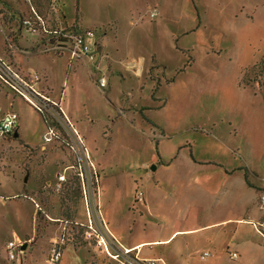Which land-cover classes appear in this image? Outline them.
I'll list each match as a JSON object with an SVG mask.
<instances>
[{
  "label": "rangeland",
  "instance_id": "374dc122",
  "mask_svg": "<svg viewBox=\"0 0 264 264\" xmlns=\"http://www.w3.org/2000/svg\"><path fill=\"white\" fill-rule=\"evenodd\" d=\"M152 7L158 10L155 18L148 14ZM26 15H36L40 20L56 25L55 17L57 21L76 22L91 28L95 37L102 36L107 30L105 42L101 38L99 42L109 55L110 64L101 58L109 88L104 91L95 83L93 85L94 70L91 79L89 75L70 77L69 74L78 68L72 66L75 60H70L66 53L55 62L50 57L42 58L49 66L46 68L51 77L63 74L65 79L68 77L69 82L63 84V95H46L52 100L61 99V105L73 119L65 112L64 115L77 130L87 154L81 155L76 150V140L69 127L53 121L56 135L51 145L57 146L56 157L61 159L56 162L60 170L55 178V154H50L43 164V152L35 147V136L42 129L35 109L14 97L9 90L0 88V115L15 110L23 128L16 139L0 140V264H18V260L6 261L4 251L6 242L16 234L30 242L21 264H96V258L81 257L85 251L74 252L70 248L63 251L57 262L48 261L50 248L62 231L59 224L63 221L70 227L63 231L67 237L65 245L87 242L95 247L90 253L106 257L94 232L101 219L106 224L101 209L113 206L125 209L124 196L121 199L115 197L120 191L127 193L128 183L121 174L118 186L116 176L124 168L131 167L130 162L141 163L155 154L148 149L149 140L153 144L160 143L163 151L172 147L170 159L178 152L189 156V151L195 159L217 157L227 166L236 163L244 168L249 166L247 169L257 174L256 178L251 177L252 182L263 187L264 194V85L254 81L264 83V0H0V59L9 62L14 70L17 64L12 58L13 53L35 54V31H29L21 22ZM87 40L93 42L94 38L88 36ZM96 56L99 57L98 52ZM29 65L19 72L22 76L35 72V66L30 62ZM163 89L167 91V97L162 93ZM153 96L156 101L149 100ZM164 99L166 102L161 104ZM139 101L140 105H134ZM156 103L164 106L159 110L151 108L147 121L138 113L135 117L127 114L153 107ZM106 114L113 118L109 119ZM152 122L164 133L154 129ZM82 129L91 130V135L97 136L102 132L91 143L94 150L85 142V135L79 131ZM97 145L103 149L110 147L107 153H99ZM101 154L110 156L111 166L107 164L106 169L101 166ZM87 160L91 164H86L82 170L93 183L92 203L98 208L93 212L87 208L82 192L88 180L78 175V167ZM29 163L35 166V183L32 185L36 193L39 192V198L35 195L24 198L19 189L25 176L31 179L27 173ZM42 164L43 174H39V180L38 166ZM43 176L48 178L42 179ZM97 176L101 179L99 184ZM98 186L100 192L102 189L105 193L102 204H99ZM164 187L169 190L171 185ZM142 192L138 191L139 194ZM142 201L141 194L137 202L143 204ZM170 203L168 205L172 207ZM218 209L199 205L198 213L202 217L205 212L215 214ZM162 222L165 229L170 227L169 222ZM35 223L44 228L49 225L56 233L46 239L44 256L40 258L32 250L35 236L43 235L39 228L35 235ZM252 223L241 225L234 231V237L240 238L243 228L251 231L250 235H255L254 231L258 233ZM259 224L264 226V222ZM231 225L210 230L212 244L205 243L202 237L178 235L169 245L153 242L152 246L144 247L143 253L156 258H141L132 249L129 254L137 259L154 260L155 264H170L168 258H158L159 255L168 250L180 254L198 249L190 258L172 259L175 264H264V248L251 247V242L238 246L235 241L230 242ZM65 245L60 247L64 249ZM203 249L210 253L205 260L198 256ZM231 251H236V259L230 258ZM119 259L98 258L97 264H127L124 258Z\"/></svg>",
  "mask_w": 264,
  "mask_h": 264
},
{
  "label": "crops",
  "instance_id": "0c3cea01",
  "mask_svg": "<svg viewBox=\"0 0 264 264\" xmlns=\"http://www.w3.org/2000/svg\"><path fill=\"white\" fill-rule=\"evenodd\" d=\"M55 21L58 22V24H51L49 23L50 27L51 25L59 26L60 29L65 27V25H78L76 22H68L66 19H63V21L59 20L57 21L55 17ZM82 25V24H81ZM80 25V26H81ZM85 27V26H83ZM89 28V27H86ZM91 29V28H89ZM99 31V29L97 30ZM100 32V31H99ZM107 31L102 32V36L99 35L98 37H94L93 42L88 41L90 44L95 45V59L93 61H89L87 59H78L75 60V63L73 64V61L71 64H73V67L78 68L79 70H82L83 74L79 73L78 71L72 72L69 74L71 77L83 75L88 76L92 74L93 70H96V68L100 72H104L106 74L105 69L102 67L103 62L101 58H105V61H107V64H110L108 59V54H106L107 51H105V48L100 42L99 39L103 42H105V34ZM97 36V35H96ZM37 37V36H36ZM92 40V39H91ZM37 45L35 47V54L33 53H26V55L22 54L20 55L18 52H15L12 54V58L17 64L16 70L20 72L21 70H24L26 66H30L29 62L35 66L34 70L36 73L39 74V79L35 83V87L37 90L44 94L54 95V97L60 96V94L63 95L64 93V83L69 82L67 79L68 77L66 75H61L60 77L55 75L54 77H51L50 71H48L49 66L44 64L42 61L43 57H50L51 60L54 62L57 58H60L63 56L64 53L67 54L66 51H62L61 54L55 55L54 52L51 51H45L42 52L43 49V43L42 41H38L37 39ZM102 42V43H103ZM45 44V43H44ZM105 45V43H104ZM99 53V57L96 56V53ZM51 53V54H50ZM49 54L51 56H49ZM53 54V55H52ZM55 55V56H54ZM68 55V54H67ZM54 57V58H53ZM35 58V62H34ZM157 60V59H156ZM158 61V60H157ZM48 69H47V68ZM18 68V69H17ZM66 68V66H65ZM81 68V69H80ZM34 72V71H33ZM108 72V70H107ZM31 71L29 72V74ZM63 76V77H62ZM107 77V76H106ZM90 77L89 79H91ZM92 83L94 85L95 81L92 80ZM109 88V82L107 79V87L105 89L108 90ZM53 97V96H52ZM151 101V98L149 99ZM157 99L155 98V101ZM154 101V102H155ZM64 102V97H63ZM141 102L134 103V105H140ZM63 106V112L67 114L71 119H73L70 116L69 111L67 108ZM164 105H158L156 103L153 107H149L148 109L144 110L143 113L146 116L147 119L150 118L149 110L153 108V110H159ZM140 110V109H139ZM36 112V111H35ZM18 113V112H17ZM37 113V112H36ZM135 113L141 114L139 111H131L130 113L127 112V114L131 115L130 117H135ZM2 114V113H1ZM38 114V113H37ZM125 115V114H124ZM41 122L42 129L39 131L37 137L35 136V147L38 148L39 151L43 152V164L47 160V157L50 154H55V158L53 161V164L56 166L55 169H53V177H56L58 169L57 163L60 162L61 159H57L56 152H57V146L51 145L54 143V139L52 142H44L43 141V134L46 130V124L45 121L42 119V117L38 114ZM106 116L111 119L113 117H110L108 114ZM141 116V115H140ZM19 119V114H18ZM19 121V120H18ZM115 121V116H114ZM92 123V120H91ZM152 126H154V129H159V132L164 131L161 129V127H158L156 123L152 122L150 123ZM40 125V124H38ZM91 126L93 124H90ZM127 125V124H126ZM76 126V123H75ZM157 126V127H155ZM78 128V127H76ZM22 126L21 123L18 122L17 126L15 128V132H17V136H19L22 133ZM79 129V128H78ZM83 135H85V139L90 147L93 145L91 143H94L98 137L101 136L102 132L99 136L97 135H91L93 131H84L79 130ZM11 137V136H10ZM13 139H16L14 136L11 137ZM167 138V137H164ZM163 139V138H161ZM160 139V140H161ZM159 140V139H155ZM112 141V137L110 139V143ZM50 143V144H48ZM113 143V142H112ZM151 143V144H150ZM110 145V144H109ZM104 146V145H103ZM46 147L48 148L46 150ZM97 149L100 152H108V148L103 149L100 146H96ZM160 143H154L149 140L148 143V149L149 151H154L155 154L151 155V157L148 160H144L141 163H135L133 162L129 163L128 165L131 167L124 168L119 175L116 176L118 186H120V182L118 181V178L121 177V174H123L124 179L128 183L127 193H121V191L118 193V196L115 197L121 199L122 196H124V206L125 209L121 210L120 207L113 206L112 208L102 207V217L104 221L107 224V227L110 231V233L116 238L117 241L122 243V246L126 248H130L133 251L137 252V255L141 258H156L154 256H149L145 253H143V249L146 246H152L153 242H163V245H169L178 235H183L185 237L192 236V237H202L203 241L207 244H212L213 237L212 232L210 233V230H214L215 228H221V226H227L228 224L231 225V233L229 240L230 242L235 241V246L238 245H249L251 242V247L255 245L256 247L264 248V237H262V234H264V226L259 224V222H264V203H261L260 196L263 194L262 192H258L255 190L252 186H249L245 180V169L247 166L242 167L240 165L232 164L230 166H227L223 163L221 159H218L217 157H209V159H195L192 157L191 153L188 151V155H186L184 152H178L176 155H174L173 158H169L168 155L170 154L172 147H169L168 150L163 151L161 149ZM161 149V150H160ZM92 150H94V147H92ZM96 151V149H95ZM167 152V153H166ZM191 152V151H190ZM67 156V155H66ZM100 158H102L103 154L99 155ZM66 159V157H64ZM57 159V160H56ZM103 160V161H102ZM101 160V166L105 169L108 166H111L110 164V156L105 157L103 156ZM43 164L38 166L40 168V173H38V179L40 180V175L43 174V170L41 169ZM134 165V167H132ZM155 165V168L150 170L152 166ZM62 166V165H61ZM118 167L117 165H114ZM27 173H29L31 179H27V176L24 184L21 185L19 189L23 191L21 194H23L24 198H32V196L35 195L36 198H39V192L36 193L35 189L33 188V183H35V166H33L31 163L27 165ZM250 171V169L248 168ZM48 177L43 176L42 179H45ZM52 178V179H54ZM98 179V176H97ZM101 183V179H98ZM251 183L252 182L250 178ZM172 183V184H171ZM170 184L171 187L169 190L164 187V185ZM175 184H179V186H174ZM173 187V188H172ZM102 188V184H101ZM25 190V191H24ZM99 190V186H98ZM142 191L141 193L143 195V204H139L136 199V195L138 194V191ZM105 193L101 189V192L99 190V204H102L103 197ZM171 202L170 204L172 207H169L168 202ZM120 202L118 201V206ZM199 205H206L208 208L212 207L213 209H218L215 214H210V212H205L202 217L199 216L198 209ZM168 208V209H167ZM179 208H181V212H179ZM124 211L125 213H123ZM238 211L240 213H238ZM249 215V216H247ZM146 216L148 218H146ZM154 219V220H153ZM162 220H165V222H169L168 225L170 227H167L165 229L164 225H162ZM155 221V222H154ZM154 222V223H153ZM253 222L251 226H253L254 229L258 231V234L256 231H254L255 235L248 231L247 228H243V235L240 238L234 237V231L239 230L242 226L241 225H247V223ZM60 228H62V231L57 235L55 242H59L60 239L63 240V244L65 245L67 237L65 236L63 231L69 230V225L66 224V221H63L59 224ZM67 229H66V227ZM35 235L36 230L38 228L43 232V235H45V239L42 238L43 235L35 236V247L32 250H35V253H38L40 257H43L44 250L46 248L47 238H50L53 236L52 234H56L54 231L50 230L51 226H44L35 223ZM43 227L44 229H41ZM58 227V226H57ZM224 229V228H223ZM133 230L135 233L133 234ZM147 230V232H144ZM63 232V233H62ZM178 232V234H177ZM220 229V233H221ZM224 234V232H222ZM226 233V231H225ZM17 235V234H16ZM23 235V234H22ZM175 235L174 238H172ZM156 236V238H154ZM13 236H11L9 239H11ZM17 237V236H16ZM25 241V248H24V256H27L28 250L30 248V242L28 240L22 239ZM249 242V243H248ZM184 244V243H183ZM90 244L87 242H80L79 245H76L75 243H68V245H65L66 247L63 249L59 246L60 250V258H62V253L67 248H70L72 251H85V254H83L82 258H96V264L98 263V258H109L105 256H99L97 253L93 254L90 253V250L94 249L95 247L89 246ZM92 247V248H91ZM195 250V251H194ZM198 249L188 250L180 254H176L172 250H168L162 255H159L158 258H168L171 262L170 264H175L174 260L172 258H190L192 256L193 252H197ZM203 251L209 252L207 249H203ZM202 251V252H203ZM198 252V256L202 253ZM90 253V254H89ZM31 254V253H30ZM210 256V253L208 256L205 257L207 259ZM30 258V255H29ZM200 258V257H199ZM35 259L37 260V254L35 255ZM201 259V258H200ZM203 259V260H205ZM31 261V260H30ZM105 261V260H102ZM161 264V263H160Z\"/></svg>",
  "mask_w": 264,
  "mask_h": 264
},
{
  "label": "built area",
  "instance_id": "2783aa9c",
  "mask_svg": "<svg viewBox=\"0 0 264 264\" xmlns=\"http://www.w3.org/2000/svg\"><path fill=\"white\" fill-rule=\"evenodd\" d=\"M158 14V10L153 7L150 9L149 17H155ZM35 20H40L39 16H30L26 15L22 18V26L23 27H32ZM95 37L94 31L91 29H83L82 33L69 35L70 43L67 45L53 44L47 45L42 51H51L58 54H61L62 51H66L70 60H78V59H87L89 61H93L95 59V45H92L87 42V37ZM96 72V75H95ZM39 74L36 72H32L29 77L22 76L17 70H14L12 65L9 62L3 61L0 59V82L5 84L9 88H11L18 96H20L24 101H26L29 105L34 107L38 112L43 114L45 117H49L52 121L59 122L62 127H69L71 129V135L76 140L77 148L76 150L82 155L86 154V148L82 144V140L79 138L78 132L73 128V125L70 124L68 118L64 115L63 108L61 107V99L52 100L46 94L40 92L35 87L36 81L39 79ZM94 81L97 87L100 90H104L107 87V77L104 72H100L97 68L94 70ZM18 123V114L16 111L8 110L6 112H2L0 115V140L6 137H10L15 130V127ZM65 130V129H64ZM56 135V131L52 125L48 126L43 134V141L50 142ZM87 155V154H86ZM89 161L86 163L80 164L82 167H78L79 176L81 178L85 177L88 180V183L85 185V189H82L84 199L86 200L87 208L93 212V210H97V205L92 203L93 198V183L91 180L87 178V175L84 176L85 165H89ZM91 164V163H90ZM62 179V178H60ZM141 194L136 195V199L140 200ZM261 203H264V194L260 196ZM97 208V209H96ZM88 210V214L89 213ZM95 236L98 245L101 249L104 250L107 256L112 259L120 260L119 258H124L127 264H155L154 260H143L137 259L138 257L133 256L130 253V248H124L122 245L118 243L116 238L110 233L106 224L102 221H99V225L96 227ZM264 237V235H263ZM62 242V243H61ZM27 243V242H26ZM24 240L16 237L14 235L11 239H9L4 247L6 259L7 261H14L21 259L24 254L23 245L26 244ZM63 244V240L60 239L59 242H55L53 246L50 248V252L48 255V261L50 263L57 262L60 259V250L59 246ZM209 255V252L203 251L199 257L201 259H205L206 256ZM231 259L237 258L236 251H231L229 254ZM127 258V259H126Z\"/></svg>",
  "mask_w": 264,
  "mask_h": 264
},
{
  "label": "trees",
  "instance_id": "16d2710c",
  "mask_svg": "<svg viewBox=\"0 0 264 264\" xmlns=\"http://www.w3.org/2000/svg\"><path fill=\"white\" fill-rule=\"evenodd\" d=\"M153 8V7H152ZM156 8V7H155ZM149 14V13H148ZM157 16V15H156ZM155 16V17H156ZM155 17H150V18H155ZM22 21V20H21ZM103 27V26H101ZM26 29H28L29 31H35V35L37 36V40L40 42L42 41L43 43V48H45L47 45H53V44H60V45H67L70 43V37L69 35H76L78 33H82V30L83 29H88V28H85L83 26H77V25H65V27H63L62 29L59 28V26L57 27L56 25H49V22L48 21H42V23L39 22V20H35L34 24L32 27L28 28L26 27ZM100 31V30H99ZM107 31V30H106ZM95 34V33H94ZM45 43V44H44ZM37 45V41L35 42V47ZM43 52V51H42ZM45 52V51H44ZM55 55H58V53H55ZM160 63V62H158ZM161 64L164 66L163 62H161ZM32 73V72H31ZM30 73V74H31ZM28 74L27 76L29 77ZM255 82H257L259 85H264V83H259L258 80H254ZM37 82V81H36ZM0 88H5L7 90H9L14 97H19L21 100H23L20 96H18L11 88H9L8 86H6L5 84H2L0 82ZM162 93L165 95V97H167V91L165 89L162 90ZM152 100H155V97L153 96L151 98ZM24 101V100H23ZM25 103H27L26 101H24ZM166 102V100H162L161 101V104H164ZM28 104V103H27ZM161 104H158V105H161ZM12 106V105H11ZM34 108V107H33ZM149 108V107H148ZM148 108H141L139 111H140V115L142 117L143 120H149L146 118V116L144 115L143 111L148 109ZM35 109V108H34ZM12 110V109H11ZM12 111H15V110H12ZM35 111L42 117V119L45 121V124H46V128L50 125H52V120L49 118V117H45L43 114H41L40 112H38L36 109ZM18 114V113H17ZM19 120V119H18ZM16 128V127H15ZM14 132V131H13ZM18 135V134H17ZM11 137H13V134L11 135ZM18 137V136H16ZM15 137V138H16ZM249 167V166H247ZM246 167L245 169V180L247 182V184L249 186H252L255 190H257L258 192H262L263 191V187L259 186V184L257 183H251L250 181V178L254 175L253 178H256L257 174H255V171L253 170H248ZM248 171V173H247ZM249 174V175H248ZM5 251V250H4ZM25 256L23 254L22 258L21 259H18V264H21L22 260H24ZM7 261V259H5ZM8 262H11V261H8ZM13 262V261H12Z\"/></svg>",
  "mask_w": 264,
  "mask_h": 264
},
{
  "label": "water",
  "instance_id": "95a60500",
  "mask_svg": "<svg viewBox=\"0 0 264 264\" xmlns=\"http://www.w3.org/2000/svg\"><path fill=\"white\" fill-rule=\"evenodd\" d=\"M12 134H13V136H14V137H16V136H17V132H15V131H14ZM154 168H155V165H154V166H152L150 169H152V170H153ZM23 247L25 248V245H23Z\"/></svg>",
  "mask_w": 264,
  "mask_h": 264
}]
</instances>
